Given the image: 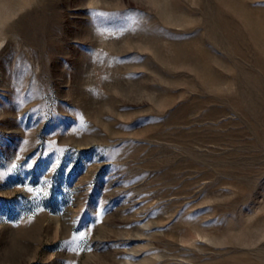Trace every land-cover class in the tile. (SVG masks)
I'll return each instance as SVG.
<instances>
[{
	"label": "rangeland",
	"instance_id": "374dc122",
	"mask_svg": "<svg viewBox=\"0 0 264 264\" xmlns=\"http://www.w3.org/2000/svg\"><path fill=\"white\" fill-rule=\"evenodd\" d=\"M258 16L0 0V264H264Z\"/></svg>",
	"mask_w": 264,
	"mask_h": 264
},
{
	"label": "bare ground",
	"instance_id": "6f19581e",
	"mask_svg": "<svg viewBox=\"0 0 264 264\" xmlns=\"http://www.w3.org/2000/svg\"><path fill=\"white\" fill-rule=\"evenodd\" d=\"M221 1L227 2L228 0H221ZM232 3L235 6V13L236 14H239L240 16L251 17V14L249 13L250 10H248L246 8V6L240 4V2H237V1H232L231 4ZM248 24H249V26L247 27V30H248V33L251 35V36H249V35L248 36L252 40V44H254V45L263 44L264 43V16L263 17L258 16L257 19H255V20H249ZM228 37L231 38V40L234 43H235V41H237V39H235L236 36L233 33L229 32ZM193 53L197 54L199 57H201L200 51H193ZM204 56L207 59H210V58L212 59V57H210L208 52H204ZM259 56H260L259 58L264 61V55L261 54V52H259Z\"/></svg>",
	"mask_w": 264,
	"mask_h": 264
}]
</instances>
